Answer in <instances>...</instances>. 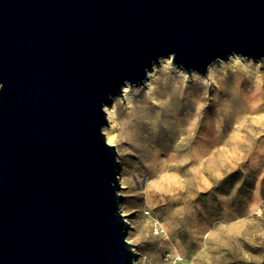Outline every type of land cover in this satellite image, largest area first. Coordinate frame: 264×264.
<instances>
[{
	"label": "water",
	"instance_id": "water-1",
	"mask_svg": "<svg viewBox=\"0 0 264 264\" xmlns=\"http://www.w3.org/2000/svg\"><path fill=\"white\" fill-rule=\"evenodd\" d=\"M233 53L264 59V0H0V264H135L104 106Z\"/></svg>",
	"mask_w": 264,
	"mask_h": 264
},
{
	"label": "rangeland",
	"instance_id": "rangeland-1",
	"mask_svg": "<svg viewBox=\"0 0 264 264\" xmlns=\"http://www.w3.org/2000/svg\"><path fill=\"white\" fill-rule=\"evenodd\" d=\"M175 68L131 104L122 90L116 98L112 144L135 264H264V71L200 81Z\"/></svg>",
	"mask_w": 264,
	"mask_h": 264
},
{
	"label": "bare ground",
	"instance_id": "bare-ground-1",
	"mask_svg": "<svg viewBox=\"0 0 264 264\" xmlns=\"http://www.w3.org/2000/svg\"><path fill=\"white\" fill-rule=\"evenodd\" d=\"M175 68L173 64L172 57H164L159 60L158 63H154L151 68L147 71V77L144 82L139 83L137 85L124 84L122 86V91L124 92V96L126 99L127 104H131L134 95L140 90H144L148 93L151 92L152 88L154 87V81L158 77V75L165 71H172ZM218 69H240L242 70L247 76H259L261 72L264 71V59L263 62H258L257 60H245L240 59L237 54L233 53L229 55L225 59H217L214 61L208 68V71L205 75L196 76L193 74L191 77L195 80L203 81L205 79H212L215 72ZM186 76L185 74H183ZM204 76V77H202ZM187 77V76H186ZM121 94V93H120ZM117 95L113 96V102L109 105L104 106L107 122L103 125L102 131L105 135V138L108 143L112 144L116 137V121H117V103H116ZM123 186V185H122ZM121 186V188H122Z\"/></svg>",
	"mask_w": 264,
	"mask_h": 264
},
{
	"label": "built area",
	"instance_id": "built-area-1",
	"mask_svg": "<svg viewBox=\"0 0 264 264\" xmlns=\"http://www.w3.org/2000/svg\"><path fill=\"white\" fill-rule=\"evenodd\" d=\"M155 233H162L164 232V228H162L161 226H155ZM180 259L179 257L173 256L171 264H176L177 260Z\"/></svg>",
	"mask_w": 264,
	"mask_h": 264
},
{
	"label": "clouds",
	"instance_id": "clouds-1",
	"mask_svg": "<svg viewBox=\"0 0 264 264\" xmlns=\"http://www.w3.org/2000/svg\"><path fill=\"white\" fill-rule=\"evenodd\" d=\"M0 87H2V85H0Z\"/></svg>",
	"mask_w": 264,
	"mask_h": 264
}]
</instances>
